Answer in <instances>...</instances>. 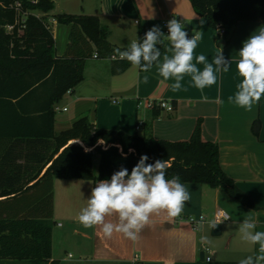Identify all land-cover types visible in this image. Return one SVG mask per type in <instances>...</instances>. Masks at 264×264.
I'll list each match as a JSON object with an SVG mask.
<instances>
[{"label":"crops","instance_id":"obj_1","mask_svg":"<svg viewBox=\"0 0 264 264\" xmlns=\"http://www.w3.org/2000/svg\"><path fill=\"white\" fill-rule=\"evenodd\" d=\"M52 1L53 9L47 15L97 16L109 29V42L119 49L128 48L132 40H137L139 24L146 31L159 26L164 33L161 22L176 16L185 24L189 38L196 32L201 34L196 56L203 54L211 62L217 49L222 47L225 58L232 60L227 73L217 74L216 84L201 90L186 75L181 81V90L173 92L170 85L174 81H165L155 66L145 73L131 65L123 73L113 75L109 71L110 60L94 58L92 54L94 61L91 65L86 62L83 80L54 105L55 132L86 117L99 128L181 141L190 137L195 124L201 120V137L217 143L222 170L258 206L257 209L249 208L220 187L182 182L190 199L180 216L153 215L136 241L121 233H113L108 238L99 226L85 228L77 219L92 189L101 180L55 178L52 259H57L58 264H208L206 257L212 252L211 264H239L241 259L257 255L259 246L242 240L239 225L244 219L251 218L256 223L255 231H264V97L250 111L229 102V97H234L240 81L235 64L237 52L252 33L264 30V24L239 21L226 43L215 39V30L194 12L189 0ZM34 14L43 15L39 11ZM60 25L53 20L51 26L57 55L64 54L69 33L68 25L64 24L66 27L63 28ZM59 33L60 44L57 42ZM167 45L165 41L164 45L158 46L162 56ZM197 67L203 69L204 65L197 64ZM146 75L149 77L147 83L144 82ZM160 100L172 102L174 109L169 112L160 108L154 116L157 106L149 107L146 102ZM255 119L260 122L258 136L251 129ZM73 142L79 143L74 140L69 143ZM217 209L226 211L229 219L216 222L214 213ZM188 217H193L197 223L190 225ZM200 217L203 219L199 220ZM109 219L115 221L114 217ZM213 222L219 226L217 235H213L210 228ZM204 236L210 244H201ZM2 261L16 264V260ZM19 264L31 263L19 261Z\"/></svg>","mask_w":264,"mask_h":264},{"label":"trees","instance_id":"obj_2","mask_svg":"<svg viewBox=\"0 0 264 264\" xmlns=\"http://www.w3.org/2000/svg\"><path fill=\"white\" fill-rule=\"evenodd\" d=\"M189 1L208 26L215 30L222 25L216 40L227 43L239 21L264 24V0ZM52 9V0H0V261L58 264L51 255L53 180H110L122 167L130 174L142 155L150 164L166 160L168 179L179 176L181 182L220 187L241 204L258 208L222 170L217 143L201 137V120L181 141L99 128L86 117L55 132L54 105L83 80L87 60L93 53L109 59L117 48L97 16L47 15ZM49 18L69 26L63 55L56 54ZM146 32L139 24L137 40ZM109 60L113 75L131 66L120 58ZM155 109L157 116L160 108ZM259 127L255 119L251 126L255 136ZM73 140L79 143H69Z\"/></svg>","mask_w":264,"mask_h":264},{"label":"clouds","instance_id":"obj_3","mask_svg":"<svg viewBox=\"0 0 264 264\" xmlns=\"http://www.w3.org/2000/svg\"><path fill=\"white\" fill-rule=\"evenodd\" d=\"M167 29L168 34L165 35L159 26H153L142 40H132L127 49L117 48L114 51L120 59L127 60L145 73L155 66L165 81H174L170 85L173 92L181 90V81L186 75L191 77L196 88L203 90L216 84L218 73L229 71L232 60L225 58L222 47L208 62L205 55H195L201 40L199 32L189 38L185 24L176 18L167 22ZM165 41L168 45L162 56L158 46L164 45ZM237 55L235 64L240 81L229 102L250 111L264 97V30L252 33L243 41ZM197 64H203V69L198 68ZM148 79L146 75L144 82L147 83ZM148 159L147 155H142L130 174L122 167L112 174L110 180L99 181L92 189L86 206L80 210L78 222L85 228L99 226L108 238L113 233H121L136 241L141 230L150 224L153 215L166 213L170 218L180 216L190 199L188 190L179 176L166 178L170 167L166 160L158 159L150 164L147 163ZM113 217L115 221L109 219ZM216 225L213 222L210 228ZM255 228L256 223L251 218L244 219L239 225L242 240L259 246L257 255H249L239 264H264V231H255ZM201 244L207 245L210 241L204 236L201 237ZM213 254L209 252L207 255L208 264H211Z\"/></svg>","mask_w":264,"mask_h":264},{"label":"built area","instance_id":"obj_4","mask_svg":"<svg viewBox=\"0 0 264 264\" xmlns=\"http://www.w3.org/2000/svg\"><path fill=\"white\" fill-rule=\"evenodd\" d=\"M32 3H36L38 0H28ZM20 7V4L18 2L15 3V8L18 9ZM173 18H176L178 21H181L178 17L176 16H171L168 20H164L161 22V25H162V28H163V31L164 33L167 35L168 34V29H167V22ZM182 22V21H181ZM8 29H11V27H8ZM215 33H223V27L221 24H217L216 25V28H215ZM93 57L94 58H98V55L97 53H93ZM115 58H119L118 55L116 54H112L109 59H115ZM69 91V90H68ZM146 105L149 106V107H153V106H157L159 108H162L166 111H173L174 107L173 105L171 104V102L167 101V100H160V101H157V102H154V101H147L146 102ZM65 110V109H64ZM214 216H215V220L216 222L220 223V222H223V221H226L229 219V215L226 211L222 210V209H217L214 213ZM203 217H200L199 220H202ZM187 221L190 225H194L197 223V220L194 219L193 217H188L187 218ZM207 259V257H206Z\"/></svg>","mask_w":264,"mask_h":264},{"label":"rangeland","instance_id":"obj_5","mask_svg":"<svg viewBox=\"0 0 264 264\" xmlns=\"http://www.w3.org/2000/svg\"><path fill=\"white\" fill-rule=\"evenodd\" d=\"M72 14H75V13H72ZM50 19V18H49ZM50 22L52 23H50L51 24V26L53 27V20H51L50 19ZM60 28H63V27H66L64 24L62 25H60L59 26ZM67 37H68V35H67ZM58 41V43L60 44V41H61V36H60V33H59V36H58V39H57ZM88 61V63H87V65L89 64V65H91V61H94V60H92V58H90V59H88L87 60ZM57 115H59V112H58V114ZM97 162H98V158H96L95 159V161H94V168H96V166H97ZM22 262V261H21ZM27 263V262H26ZM0 264H12V263H9V262H3V261H0ZM16 264H19V261H16Z\"/></svg>","mask_w":264,"mask_h":264},{"label":"water","instance_id":"obj_6","mask_svg":"<svg viewBox=\"0 0 264 264\" xmlns=\"http://www.w3.org/2000/svg\"><path fill=\"white\" fill-rule=\"evenodd\" d=\"M219 233H220V230H219V226L217 224L216 227L212 228V234L217 235Z\"/></svg>","mask_w":264,"mask_h":264}]
</instances>
